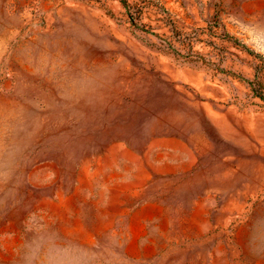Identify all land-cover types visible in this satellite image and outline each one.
Wrapping results in <instances>:
<instances>
[{
  "label": "rangeland",
  "instance_id": "1",
  "mask_svg": "<svg viewBox=\"0 0 264 264\" xmlns=\"http://www.w3.org/2000/svg\"><path fill=\"white\" fill-rule=\"evenodd\" d=\"M30 217L102 264H264V0H0V264Z\"/></svg>",
  "mask_w": 264,
  "mask_h": 264
},
{
  "label": "clouds",
  "instance_id": "2",
  "mask_svg": "<svg viewBox=\"0 0 264 264\" xmlns=\"http://www.w3.org/2000/svg\"><path fill=\"white\" fill-rule=\"evenodd\" d=\"M25 229L32 236L22 242L20 264H102L101 253L56 233H44L31 217Z\"/></svg>",
  "mask_w": 264,
  "mask_h": 264
}]
</instances>
